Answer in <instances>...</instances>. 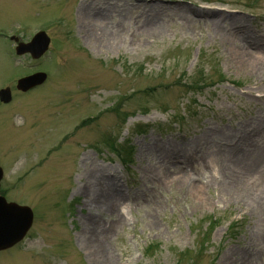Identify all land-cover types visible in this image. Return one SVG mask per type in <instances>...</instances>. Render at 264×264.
<instances>
[{
    "label": "rangeland",
    "instance_id": "rangeland-1",
    "mask_svg": "<svg viewBox=\"0 0 264 264\" xmlns=\"http://www.w3.org/2000/svg\"><path fill=\"white\" fill-rule=\"evenodd\" d=\"M6 87L0 195L33 222L0 264H264V0H0Z\"/></svg>",
    "mask_w": 264,
    "mask_h": 264
},
{
    "label": "water",
    "instance_id": "water-1",
    "mask_svg": "<svg viewBox=\"0 0 264 264\" xmlns=\"http://www.w3.org/2000/svg\"><path fill=\"white\" fill-rule=\"evenodd\" d=\"M50 38L45 33L38 34L30 44L20 43L16 47L18 55L31 53L33 58H40L49 48ZM45 75L28 77L18 82L17 88L27 91L36 85L43 83ZM1 101L8 103L11 100L9 89L0 92ZM0 168V181L2 179ZM33 222V214L29 208H22L15 203L7 204L0 198V251L8 249L20 242L30 229Z\"/></svg>",
    "mask_w": 264,
    "mask_h": 264
},
{
    "label": "bare ground",
    "instance_id": "bare-ground-1",
    "mask_svg": "<svg viewBox=\"0 0 264 264\" xmlns=\"http://www.w3.org/2000/svg\"><path fill=\"white\" fill-rule=\"evenodd\" d=\"M110 13V11L109 12H107L106 13V15L107 14H109ZM102 14H105V13H103L102 12ZM146 29V31H151V32H156V31H158V25L156 24V23H151V24H147L145 27H144V30ZM93 31H95V29L93 30ZM96 32H97V30H96ZM96 32L94 33V35H96ZM14 38V37H13ZM238 51V50H237ZM239 51H241V50H239ZM32 92V91H31ZM262 155H264V150H261V151H259L257 154H256V156H255V160L256 161H259V158L262 156ZM210 161H215L218 165L219 164H221L220 163V161H219V158L217 157V156H213V157H211L210 158ZM206 163H208V160H201V161H199V162H197L196 164H192V168H193V170L194 171H196V172H198V171H201L202 170V168H200V167H202V166H204V165H206ZM233 184H234V182H233ZM259 186L260 187H263L264 188V174H262V175H260V177H259ZM233 187H235V188H237L238 189V186H237V184L235 185V186H233ZM245 191V190H244ZM109 200H107V202L106 203H104V204H102L103 206L104 205H107V204H110V208H112V209H114V211H116L119 215H120V221L119 222H122V216H123V213H121L122 211V202H121V198H114V197H112V196H109ZM132 203V202H131ZM99 207L101 208V205H97L96 207H90L89 208V211H90V213H92V211H95L97 208L99 209ZM118 215V216H119ZM98 217V216H97ZM93 218V217H92ZM94 222H97L96 221V216H95V218H94V220H91V218L89 219V220H84V223H87V224H90V225H92ZM101 230L104 232V233H106V234H112V233H114V232H116V228H115V226L113 225V226H110V227H102L101 228ZM107 249V248H106ZM107 251H108V249H107ZM104 251H102V253L100 254V255H102V254H104V255H106L107 256V253H103ZM106 260L108 259V258H105ZM108 264H114L113 263V260H108Z\"/></svg>",
    "mask_w": 264,
    "mask_h": 264
},
{
    "label": "trees",
    "instance_id": "trees-1",
    "mask_svg": "<svg viewBox=\"0 0 264 264\" xmlns=\"http://www.w3.org/2000/svg\"><path fill=\"white\" fill-rule=\"evenodd\" d=\"M201 80H204V78H202ZM197 84H198V82H197ZM197 84H195V85H197ZM189 85H191V84H189ZM192 86H193V85H192ZM193 87H194V86H193ZM237 223H238V222L233 223V225L231 226V229H233V230H235V231H236L237 229H239Z\"/></svg>",
    "mask_w": 264,
    "mask_h": 264
}]
</instances>
